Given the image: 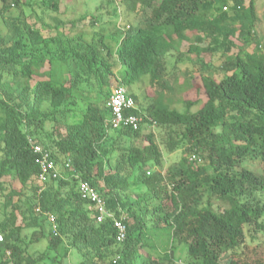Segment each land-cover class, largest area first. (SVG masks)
Wrapping results in <instances>:
<instances>
[{
  "label": "trees",
  "instance_id": "16d2710c",
  "mask_svg": "<svg viewBox=\"0 0 264 264\" xmlns=\"http://www.w3.org/2000/svg\"><path fill=\"white\" fill-rule=\"evenodd\" d=\"M63 2L68 0H0L6 27L0 29V192L6 176L18 184L4 196L3 210L29 186L33 191L28 207L12 202L22 224L16 226L14 211L0 222V264H64L75 254V264H177L167 252L151 253L157 246L149 229L158 228L169 230L194 264H264L259 245L255 259L245 253L236 258L239 248H250L245 228L264 230V171L261 176L246 168L233 172L252 157L264 164V52L254 32L256 0H119L125 13L143 19L112 35L96 30L101 20L93 16L85 25L86 16L67 22L69 30L65 21L46 22L44 16L57 13ZM25 5L35 26L22 14L5 17L10 7ZM206 39L208 45L201 46ZM218 53L220 66L213 61ZM187 55H196L219 77L203 75L196 88L190 80L178 84L180 93L195 89L198 96L182 100L183 112L160 94L144 114L130 93L136 108L125 111L166 131L169 152L187 147L192 154L171 170L168 183L152 171L163 156L155 134L142 126L113 129L111 94L104 87L114 66L123 68L121 86H132L147 77L161 81L168 57L191 61ZM95 83L100 90H92ZM80 101L87 103L79 112L82 119L69 124ZM195 106L199 109L192 112ZM30 140L48 150L67 175L51 178L41 192L33 186L40 167ZM81 181L105 199L111 216L104 222H96L94 205L81 198ZM137 184L148 193L134 197L130 190ZM49 214L57 229L46 233ZM115 220L127 226L122 242ZM24 228L34 229L29 240L22 236ZM44 239L45 252L32 256L31 246ZM229 249L234 254L225 262L222 254Z\"/></svg>",
  "mask_w": 264,
  "mask_h": 264
},
{
  "label": "rangeland",
  "instance_id": "374dc122",
  "mask_svg": "<svg viewBox=\"0 0 264 264\" xmlns=\"http://www.w3.org/2000/svg\"><path fill=\"white\" fill-rule=\"evenodd\" d=\"M32 2L35 1H41V0H31ZM113 1V3H112ZM1 7V4H0ZM38 7V6H37ZM117 8L116 16L114 13V9ZM119 8V9H118ZM228 10V9H227ZM230 11V10H228ZM256 11L258 14V21L255 26V35L258 38L260 49L262 52H264V0H256ZM22 14V16H25L27 19V22L30 24H34V13L32 12V9L25 5L23 7H10L9 11H7L4 15L5 17H17L18 15ZM86 16L87 20L83 23L89 24L91 21H93L92 16L94 18H100L101 22L98 23V26L96 27V30L100 28V30L103 28L106 32H108L109 35L114 34L117 32V30H124L128 27V25H133L138 22H141L143 19L142 15H135L130 14L128 15L125 13V8L123 6H120L119 0H68V2H63L60 4L59 11L57 13H53L50 15L44 16L45 21L49 22L51 24H55L56 22L65 21L66 26L65 30H69L71 28V24H67V22L74 20V19H80L81 17ZM59 20V21H58ZM40 27V25H39ZM5 24L2 21V18L0 16V29L3 31L5 30ZM87 33H93V29L88 28L86 29ZM43 37H47L48 33L42 32ZM89 41V38H88ZM209 42V39H206L204 43H202L201 46H207ZM185 49V46L182 48ZM176 54V53H173ZM220 55L221 53H218L214 56L213 61L216 66H220ZM174 56V55H172ZM186 58H190L191 61L183 60L181 62L175 63V59L172 57H168L166 60L167 64V70L168 72L164 73L162 76L161 81L152 82L149 77L144 78L143 80H140L139 82H136L132 86H124L126 90L130 94H134L138 98V105L139 108L143 111L144 114H147L146 109L153 103V99L157 97L160 94H164V98L167 103L171 104L172 107H175L180 112H183L185 110V106L183 105V101L185 97L191 98L192 100H196L198 98L196 94L195 89H189L187 93L183 92L180 93V88L178 87V84H182L183 82L190 80V84L195 86H201L202 84V76H208V77H219L218 73L215 72H209L203 65H201V60L196 57V55H187ZM205 62H208V59H205ZM174 69V70H173ZM169 73V74H168ZM123 68L119 65L114 66L113 73L110 77L109 85L104 87L105 92H109V95L112 93V90L122 85L123 82ZM165 85H167L168 88H165ZM196 88V87H195ZM92 90L98 91L100 90V86L96 83L94 84ZM173 90V91H172ZM178 92V93H177ZM87 107V103L85 101H80L79 105L75 108V112L78 114H75L73 117L70 115V118L68 117V123L72 124L74 122H78L82 119V115L80 114L81 111L85 110ZM199 109V106H195L191 109L192 112H196ZM80 112V113H79ZM3 115L0 112V125L3 124ZM145 133L148 132L150 129L151 132H153L157 138V143L159 144L162 152V162L161 165L158 167H153L152 171H156L158 173H161L166 181L169 183L172 179L171 170H173L175 167L178 166L179 162L183 158V156H187L189 159L192 157V154L187 151V147L184 149L177 150L175 152H169L165 146L166 139L165 135H167L166 131L160 130L158 127L153 128L150 126H147V124H143L142 126ZM61 131H64L62 129ZM112 134V132L110 133ZM124 145L128 146V141L125 140ZM185 154V155H184ZM2 158V152L0 151V159ZM204 164V163H202ZM243 168H246L252 172H254L256 175L261 176L264 171V164L261 162L258 157H252L247 159L244 163L241 165L236 166L233 169V172H240ZM58 170H62L60 166L58 167ZM64 169L60 171L61 176H67L64 173ZM209 173H211V170H208ZM5 185H4V192H0V222H2L7 215H9L12 211H14L16 215V226L22 224V215L20 211H16L13 209V203L20 200V203L24 206L28 207L29 205V199L33 195L32 188L29 186L24 191V195L19 199L17 196L13 198V203L11 202L9 207L6 210H3V202H4V196H7L11 192L12 185L18 186L16 182L13 180L11 176H6L3 179ZM165 181V182H166ZM32 186V184H31ZM34 187H38L39 184L37 182H33ZM131 194L134 197H137L140 194H147L148 190L140 185H135L132 190H130ZM37 211V210H35ZM26 216H29L27 213ZM262 222L264 223V217L262 219ZM49 223V222H48ZM45 225V232L49 233L52 230L51 224ZM39 230V228H37ZM254 230V229H253ZM34 232V229H28L24 228L22 231V236L29 240L31 238L32 233ZM246 233V245L250 246L249 249H246L245 252H243L242 247L239 248L236 251V258H243L242 254L245 253V257H250L249 259H255L256 256L253 253L254 249L258 247L263 246L264 248V230L263 231H250L248 228H245ZM1 234V233H0ZM149 236L151 237V240L154 242V244L157 246L156 250H152L153 255L159 254L160 256H165V253L167 252L169 256L177 263V264H194V260L189 257L187 248L183 246L182 244L178 243L177 240H173L171 237V233L169 230L165 228H158V229H149ZM253 238V239H252ZM48 242L47 240H42L39 243H35L31 246L30 254L34 257H38L39 254L45 252L47 248ZM248 248V247H247ZM253 254H252V253ZM234 254L233 250H227L222 254V257L225 258V262L227 261L228 257H231ZM262 260L264 263V254L262 256ZM78 261V256L71 255L68 257L64 264H75ZM39 264H42L39 263Z\"/></svg>",
  "mask_w": 264,
  "mask_h": 264
},
{
  "label": "built area",
  "instance_id": "2783aa9c",
  "mask_svg": "<svg viewBox=\"0 0 264 264\" xmlns=\"http://www.w3.org/2000/svg\"><path fill=\"white\" fill-rule=\"evenodd\" d=\"M226 10V8H225ZM108 107L111 111V125L113 129H119L121 127L130 128L132 130H139L144 123V117L126 114L125 111L136 108V102L127 93L123 87H117L112 91V95L108 102ZM154 126V124H153ZM31 149L34 154L38 156L37 163L40 167V174L38 177L39 192L44 189V186L51 178H56L60 175V172L52 159V154L46 150L41 144L32 140L29 141ZM69 167V164L66 165ZM79 194L81 198L87 200L94 205V216L97 223H102L106 218L110 217V213L106 209L105 199L101 196L99 191L94 188L89 182L81 181L79 184ZM48 221L52 226V231L57 229L56 218L54 215L49 214ZM114 226L117 231V240L122 242L125 239L127 226L123 221L115 220ZM4 240L3 235L0 234V242ZM10 253L8 252V255Z\"/></svg>",
  "mask_w": 264,
  "mask_h": 264
},
{
  "label": "clouds",
  "instance_id": "9594fccd",
  "mask_svg": "<svg viewBox=\"0 0 264 264\" xmlns=\"http://www.w3.org/2000/svg\"><path fill=\"white\" fill-rule=\"evenodd\" d=\"M119 87H123V86H119ZM123 88H125V87H123ZM126 89V88H125ZM113 91V90H112ZM127 91V93L129 94V92H128V90H126ZM111 95H112V93H111ZM142 126H143V124H142Z\"/></svg>",
  "mask_w": 264,
  "mask_h": 264
}]
</instances>
